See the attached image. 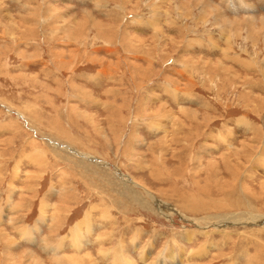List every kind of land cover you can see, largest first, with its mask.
<instances>
[{"label":"rangeland","instance_id":"rangeland-1","mask_svg":"<svg viewBox=\"0 0 264 264\" xmlns=\"http://www.w3.org/2000/svg\"><path fill=\"white\" fill-rule=\"evenodd\" d=\"M263 18L0 0V264H264Z\"/></svg>","mask_w":264,"mask_h":264},{"label":"bare ground","instance_id":"bare-ground-1","mask_svg":"<svg viewBox=\"0 0 264 264\" xmlns=\"http://www.w3.org/2000/svg\"><path fill=\"white\" fill-rule=\"evenodd\" d=\"M187 1V0H186ZM188 3V2H187ZM181 4V3H180ZM185 4V3H184ZM210 5V4H209ZM206 6H208V4L206 5ZM187 7V6H186ZM183 8V7H182ZM190 8V7H189ZM189 8H187V9H189ZM206 8V7H205ZM190 11V10H189ZM187 14H188V12H187ZM220 15V14H219ZM209 16H210V14H209ZM264 19V18H263ZM237 21V20H236ZM205 64V63H204ZM219 67V66H218ZM220 69V68H219ZM197 116V115H196ZM69 149V148H68ZM241 152V151H240ZM89 157V156H88ZM94 158V160H96L97 161V159L95 158V157H93ZM95 161V162H96ZM226 162V161H225ZM97 163H100V162H97ZM101 164H103V163H101ZM215 164V163H214ZM107 166L109 167V165L107 164ZM108 167H105V168H108ZM115 168V167H114ZM105 170V169H104ZM118 168L116 169V171H117V173H118ZM123 175V174H122ZM174 175V174H173ZM127 177V175H124V178H126ZM127 179H130L131 181H133L132 180V178L129 176V178H127ZM129 181V180H128ZM130 181V182H131ZM134 182V181H133ZM127 184V183H126ZM126 184H123L124 186H126V187H128V188H130L131 189V191H133L134 189H132L131 187H129L128 185H126ZM145 185V184H144ZM143 185V186H144ZM115 186V185H114ZM146 186V185H145ZM142 187V186H141ZM146 191H148V190H146ZM150 191V190H149ZM139 192V191H138ZM139 195H141V194H139ZM134 196V193H131V196H132V200L135 202V203H137L138 205H140V204H145V202L144 203H142V199H141V197L140 196ZM147 195H149V197H151L153 200H155V203L157 202V203H159V201L152 195V194H150V193H148ZM142 197H144V196H142ZM157 197V196H156ZM149 206V205H148ZM164 206V205H163ZM167 206V205H166ZM169 209H172L171 211H173V212H177L175 209H173V207L171 206V207H168ZM250 221V220H249ZM248 221V222H249ZM263 221H264V219H263ZM251 222V221H250ZM262 222V221H261ZM252 223H254V222H252ZM256 223V222H255ZM220 224V223H219ZM226 224V223H225ZM218 226V225H217ZM222 226V225H221ZM220 228V227H219ZM179 253V252H178ZM95 258V257H94ZM72 260H77V258H71ZM83 259H86L87 260V263H88V261L89 262H92L93 261V259H92V256H89V255H87V256H85ZM12 260V259H11ZM69 260V259H68ZM78 261V260H77ZM81 261V260H80ZM21 262V261H20ZM61 262H63L62 260H61ZM59 263H60V261H59ZM61 264V263H60ZM89 264V263H88Z\"/></svg>","mask_w":264,"mask_h":264},{"label":"crops","instance_id":"crops-1","mask_svg":"<svg viewBox=\"0 0 264 264\" xmlns=\"http://www.w3.org/2000/svg\"><path fill=\"white\" fill-rule=\"evenodd\" d=\"M44 219H45V217H44Z\"/></svg>","mask_w":264,"mask_h":264}]
</instances>
